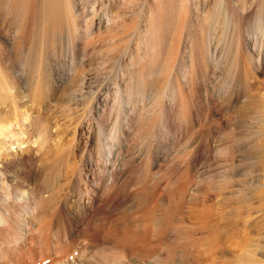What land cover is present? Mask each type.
Instances as JSON below:
<instances>
[{
  "label": "rangeland",
  "instance_id": "1",
  "mask_svg": "<svg viewBox=\"0 0 264 264\" xmlns=\"http://www.w3.org/2000/svg\"><path fill=\"white\" fill-rule=\"evenodd\" d=\"M28 2L0 0L2 183L32 188L48 179L63 196L85 192L88 205V186L107 176L110 160L120 185L136 184L130 208L145 201L122 222L127 244L148 246L164 264H264V8L262 22L238 25L219 22L213 9H182L167 29L164 9L93 11L59 0L47 32L49 0H34L36 31L26 26ZM13 8L22 14L18 34ZM107 14L114 23L100 24ZM159 28L173 43L153 67L145 56ZM147 83L153 88L140 92ZM155 213L169 218L164 235L152 232Z\"/></svg>",
  "mask_w": 264,
  "mask_h": 264
},
{
  "label": "bare ground",
  "instance_id": "2",
  "mask_svg": "<svg viewBox=\"0 0 264 264\" xmlns=\"http://www.w3.org/2000/svg\"><path fill=\"white\" fill-rule=\"evenodd\" d=\"M25 1L26 0H21L22 3ZM28 1V3L30 4H28L29 10L26 13V17L28 19V25L26 26L29 31H31L32 28H34V30L36 28L37 30L38 19L32 7L34 4V0ZM68 1L74 8L76 7L79 9H91L93 11H95L96 9L110 10L112 8H130L134 6H138L140 8L141 6H144L147 7V9L149 8L155 15L157 12L159 13L160 10L164 9L167 11V29H170V27L173 26V15L175 14V12L178 13V11L182 9H213V11L215 10L219 14L218 15L215 12V16H219L217 17L219 18V22L229 25V23L232 21V23L238 25L239 23L249 24L253 20L260 23L263 17L260 16L262 15V13L260 12L261 14H259V11L264 8V0ZM58 4L59 0H53L52 4L49 0L46 8L44 9V21L46 23L44 29L47 32L50 31L51 28H55L54 19L56 17ZM18 9L14 10L13 8V11L11 13L9 12L13 17V28L15 34L20 33L23 28L22 22L20 21L21 17L19 16L21 14V11ZM243 10L254 11L245 14L241 12ZM208 16L210 17L211 28V19L213 18L214 13L211 17L210 11ZM95 17H97V14H95ZM99 17L100 24L106 23L107 26H109L114 23V20L111 19V16L108 14L103 16L100 15ZM260 17L262 18L260 19ZM213 19H215V17ZM160 29L161 28H159V35H157L158 37H155L156 40L158 39L157 43L155 44L156 47H154L153 44L154 53H147L145 56L147 57L148 55V57H151V59L149 58V62H151L152 65L154 64L153 67H156L158 65V60L160 61V59L163 58L162 55L164 51L168 48L171 49L170 46H172L173 43L169 41L171 37H169V34L171 35V32L168 35H166V31L162 34V29L161 31ZM209 40H211V29H209V33L206 36L208 49L211 47ZM168 44L171 45L169 46ZM145 61L148 60L146 59ZM160 72L162 73V70ZM138 77L140 78L141 76L138 75ZM150 77L152 79L151 74ZM154 80L152 82H154ZM150 86L151 88H153L152 85ZM145 88H147V90L150 88L148 83L143 84V88L140 92L144 91L143 89ZM96 101L97 105L95 107V112L99 113L101 112L100 108L104 100H102L101 97H97ZM20 146H22V144ZM108 153L109 158L110 156L111 158L114 157V152L112 150ZM109 161L110 160H108V164L106 165L110 167L107 168V176H105L103 180L101 179L102 181L100 183H88L90 185L88 186L89 190H87L93 195L92 198H89L91 193L88 194V205H83V201L85 200L84 195H86L84 194L85 192L81 191L80 189L73 188L69 192V194H67V196H63V186L59 184H53L48 179H45L42 184L40 183L37 185H33L32 188L28 186V188H24V186L19 183L6 184L5 182L2 183V181L0 180V264H157L159 260L162 264H164L162 262L164 261V258L161 257L162 254L160 255L152 253L148 249V246L140 247V245L135 242L127 244L126 241H123V239L127 237V234L126 228L122 226V222L126 221L130 216L133 217L135 214L143 213V206L145 205V201L141 197H138L136 200H134V202H132L134 204H137V206L135 208H130V200L127 196L129 191H131L136 186V184L129 181L120 185L117 178L112 177V172L115 171V168L112 167V161H110V164ZM147 174L148 172H146V174L144 173L143 176L145 175L146 177ZM85 184H87V182H85ZM45 193H49L50 197H45ZM158 213H155L152 216V225L151 223L149 225H151L152 232L161 231V234L164 235V233L166 234V231L164 232L162 230L166 229L164 227L169 223V218L164 215L160 216L158 215ZM172 222L180 223L182 221L177 220L176 218L173 219ZM203 225L204 226L201 227V230L203 232L211 233V228L208 227V225ZM119 234L124 235L122 239L120 238V240H118L119 245H117L116 247L115 245L110 246L112 242L117 240ZM109 248L116 249V251L119 252L117 253L120 254V256L118 255L119 257L117 258L112 257L101 259L99 257L100 251ZM155 257L158 258L156 259ZM155 260L158 261L156 262Z\"/></svg>",
  "mask_w": 264,
  "mask_h": 264
}]
</instances>
